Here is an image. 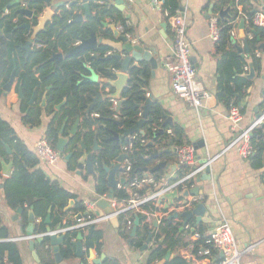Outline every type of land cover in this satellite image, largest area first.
Wrapping results in <instances>:
<instances>
[{
    "label": "crops",
    "instance_id": "obj_1",
    "mask_svg": "<svg viewBox=\"0 0 264 264\" xmlns=\"http://www.w3.org/2000/svg\"><path fill=\"white\" fill-rule=\"evenodd\" d=\"M59 1L66 2L64 9H70L69 4L74 2V0H56V2ZM117 1L120 0H87L90 5L91 3H95L105 8L115 9V16H121L126 20L125 22L128 25V31H124V34L129 35L133 43L149 47L155 51L154 55L158 62V66L156 69H152L149 64H144L146 69L142 74L140 82L142 89L146 90V92H144L146 98L153 99V103L160 106L162 110L161 122L165 124L166 119L164 116H166L172 120V124L168 123L167 126L171 127V129L174 126H178L183 130V144L187 143L195 147L199 163H204L205 160L218 156L225 147L232 142L236 135L235 130L231 129V125L227 119L229 104L231 102H236L241 107L243 113V121L238 130L253 124L259 118V115L264 112V80L261 78L262 75L264 76V49L262 48L264 40L259 43V48L256 49L260 54V56L256 58L259 59L261 63L260 72L256 71V79L251 81V86L247 89L242 98H239L237 94H231V92H236L235 78L239 75L244 76L248 74L250 70L249 64L245 65L241 60H238L241 66H236V60L233 57L234 47L238 46V48L243 50L242 58L246 59V62L248 59H252L250 52L246 53L245 51L246 49L249 51L246 42L240 39L239 36V24L242 18L246 20L249 19L243 12V5L238 4L237 9L241 14H239V18L236 22L233 21L231 23L232 28L236 27V35H231L230 31L231 43L227 45L224 50H221L218 41H213L210 37L209 22L210 18L216 13L214 8L219 3V0H182L181 11L184 13L187 22L186 38L191 43L193 64L198 71L199 78L202 80L207 90L212 94V98L207 101L205 108L198 111L174 95L171 76L164 68V62L172 57L174 53L173 32L164 14L166 10L164 9L165 1L123 0L125 4L122 5L117 4ZM2 3L3 0H0V5ZM29 4L31 3L23 1L21 8L30 9ZM258 4L259 7L256 6L258 9H261L262 5H264L262 0H260ZM226 8L227 6H224L223 10H226ZM81 12H83V10H81ZM57 13H61V11L55 10V14ZM7 14H9V11H6V15ZM92 15H96L95 8L93 9ZM227 17L228 15L224 17V19ZM246 20L244 21V37L246 32L247 40L252 41L255 37L254 32H250L253 29L247 24ZM84 21L85 23L89 22L88 19ZM103 22L107 23L108 26L120 24L116 22L115 18L110 17L105 18L101 23ZM75 26L79 27L78 25ZM97 30V33L100 34L99 37L109 40L114 38V34L109 27L106 28L100 24ZM85 35L86 37L84 38H88L89 33ZM250 36H252V38ZM79 42L80 38L77 39L73 47ZM102 48L105 49V47ZM256 50H254L255 56ZM108 51L107 54H114L113 51ZM59 53L66 54L62 50ZM90 55L94 54L90 53ZM239 72H241V74ZM4 86L5 84L1 82L0 118L6 121L15 130L17 137L36 156V143L44 138L48 126L59 112L54 110L53 113H48L46 109H43L41 111L40 125H26L23 120V113L21 112L22 99H19V93H17V78L10 92L6 93L4 91ZM106 91L108 92L110 89L107 88ZM38 92L40 94L41 91ZM35 96V103L32 107H41L42 95L37 96V94H35ZM112 103L114 108L116 102ZM86 112H88V109H86ZM61 115L62 112H60V116ZM99 117L98 113H92V118L98 119ZM64 122L65 120L61 122V126H59L60 130ZM82 122L83 117H80L79 131ZM74 124V120L69 121L68 119L62 135L59 130V137L69 138L71 141L73 137L70 135V132ZM95 130L96 127H93V131ZM118 134L119 142L117 143H122L123 140L127 141L128 138L123 137V132ZM6 146L7 145H5V147ZM154 147L156 151L158 147L156 145ZM166 149L167 148H164L163 150ZM91 152H93L94 155H98L101 151L94 152V150L91 149ZM255 153L256 150L254 155ZM10 157H12V155L7 152V157L3 160L9 164L10 162L8 161L11 160ZM168 157L169 160L166 161L170 165H177L178 168L171 172L167 169L161 170L163 177V181L161 182L165 183L178 179L179 175L184 170L178 165V153L171 152L168 154ZM253 157L250 160H245L234 151L224 154L211 164V181L204 180L198 183V180L205 174L203 173L196 179L195 186L192 188L195 189L198 187L203 192L199 197L204 198L201 204H204L207 208V213L200 224L202 225L201 228L204 235L207 237L210 236L222 222L226 221L232 226L239 251L245 252L248 248H251L250 252L245 255L242 264H264V182L262 180L264 166L261 170L255 169L253 167ZM159 161L160 160H158L157 164ZM115 164L116 161L113 162L112 166ZM37 170L43 171L52 185L56 184L74 195L75 199H71L70 201H75V204L71 210L66 211L65 209V212H68V214L56 223L54 222L55 219L60 217L57 208L55 210L51 208L50 212L48 211L45 221L42 216H38L33 210L36 217L34 226L35 233L37 227H39L43 221L51 230V224L56 225V229L52 230L53 232L59 229H68L70 223L75 219L79 221L77 218L78 216L73 212V208L78 203H83L85 205L86 201L94 203L96 199L106 200L109 197V194L102 196L97 193L98 172L94 175H89L85 168L78 173L77 169L71 170L69 168L68 162L65 161L64 158L54 166H48L39 161L37 165L29 168L30 172ZM15 171L16 169L13 166L11 176ZM10 177H5L2 171H0V216L2 217L3 225L10 230V238L6 241H11L18 245L22 264H41L36 246L34 252H32L29 245L30 241L17 240L21 237L28 236L26 229L29 226V211L32 208L30 207L27 209V206H25L26 211L22 209V213L18 215V209L13 210L8 206L5 186ZM121 178H125L122 173L118 175V179ZM123 186L124 185L119 184L118 189H121ZM153 190L154 189H150L147 196H149L150 192ZM167 202V200L164 201L161 208H164ZM117 204L115 208L112 206L113 211H115L117 207H123L124 201L118 202ZM96 211L101 215L102 210L100 208L97 207ZM24 213H27L26 219ZM159 214V212L156 213L157 218ZM49 215L50 221L47 224L46 220ZM82 219H85V217L83 218L82 216ZM151 221L153 222V220ZM176 221L182 223L179 235L181 244L195 243L199 240V238L196 237L198 234L197 228L188 224L189 222L184 227V219H176ZM159 225L160 223L158 227ZM93 226L96 230L102 232L103 236L99 240L100 246L96 245L88 251L84 244L85 238L83 237V257L76 256V251L74 255L68 258H64L61 254L62 261L60 263L56 262V264H85L84 261L89 264H95L94 260L101 259L102 257L103 262L111 260L118 261L120 264H157L160 261L156 260L150 262L151 256L158 247L154 237H152L147 248L144 249L143 247L147 245L149 235L146 240L142 242L141 246H136L137 243H132L123 236L119 220L115 225L110 221H105ZM141 227L142 225H140V228ZM88 229L85 231V236L89 233ZM64 235L65 234L60 236ZM142 238L143 234L136 237L135 241H140ZM163 240L164 239H161L160 242H163ZM164 249L165 248H163V250ZM169 251H171L172 257L166 264L174 261L178 257L186 260L188 264H217L222 256L220 254H213L211 257L205 258L204 255L199 254L198 257L196 254L189 251V248L184 246ZM167 252L166 250V253ZM34 254L37 256V259ZM190 255L192 257L188 258ZM4 263L9 264L8 253L4 256Z\"/></svg>",
    "mask_w": 264,
    "mask_h": 264
},
{
    "label": "trees",
    "instance_id": "obj_2",
    "mask_svg": "<svg viewBox=\"0 0 264 264\" xmlns=\"http://www.w3.org/2000/svg\"><path fill=\"white\" fill-rule=\"evenodd\" d=\"M161 1V0H160ZM164 9L171 15H175L177 11L182 9V0H164ZM10 0H3L0 5V88L1 82L6 84L14 70V64H17L16 78H17V93L23 92V99L21 100V112L23 113V120L26 125L37 126L41 123V111L46 109L48 113H53L55 107L62 104L66 100V104L63 106L59 114H57L53 121L48 126L44 138L48 140L50 145L56 149V145L59 139V126L61 122L66 118L69 121H76L77 118L83 117V122L80 131L77 136H74L67 148V153L75 152L74 157L68 162L71 170H76L77 159L82 155L81 143L85 145L88 151H91L94 146V141L97 140L99 145L102 147V151L95 155L94 164L97 168V193L104 196L108 195L110 189L107 184V174L104 170V166H112L113 162L116 161L121 155V148L127 144L126 140L122 143H117L112 139L111 131L116 133H122L114 121L119 120L124 123V127L127 129L132 128L135 123L140 119L139 114L142 112V107L146 104L147 98L144 95L141 80L134 77L128 88L124 91L123 97L126 99L122 105L120 114H116L113 110V103H103L98 105L92 113H98L99 118H92V113L86 112L89 104H92L94 98V91L97 90V86L94 83L84 82V76H90L91 69L100 73L103 78L110 77L106 73L103 67L112 65L117 68V63L107 62L102 63L91 58V55L83 53L80 55L66 58L60 61L57 67L54 62L51 61L54 53H59L61 50L67 53L70 47L77 41L76 31L82 32V30L71 25V20L75 18L74 13L69 9H59L61 13L55 14L51 23L46 27V30L41 32L38 36V42L32 47V52L28 53L24 46L31 37V32L21 28L23 24H37V17L43 12L44 9L40 5L31 3L29 8L35 11V17L29 20L24 15L18 14L17 11L21 9L17 7L15 9H8ZM238 4L243 5V12L251 18L254 14L255 7L252 1L240 0H219V3L214 8L216 13L224 11V6H227L226 10L229 9L228 17L225 19H219V30L220 37L218 40L219 48L224 50L227 45L231 43L230 31L232 29L231 23L239 18V11L237 9ZM249 7H248V5ZM96 15L92 19L93 26H100L101 22L105 18H115L117 23H120L124 31H128L126 20L121 16H115V9L105 8L103 6H94ZM6 11L9 14L6 15ZM220 17V16H219ZM243 19V18H242ZM244 20V19H243ZM118 24V25H120ZM117 25V26H118ZM250 29V28H249ZM251 30V29H250ZM250 32H254V39L252 41L247 40L246 32L245 37L242 39L246 42L249 52L252 55L253 67L257 72L261 70L260 60L254 55V50L259 48V43L264 40V29H253ZM257 33V35L255 34ZM82 35H86L82 32ZM233 45V44H232ZM108 51L104 49L100 51L99 56L103 57ZM236 66L240 67V61L247 65L246 59H243L239 53L238 46L234 47V56ZM100 58V57H99ZM88 63V66H87ZM241 74V72H239ZM236 92L231 94H237L239 98L245 95L247 89L251 86L252 82L247 80L245 77L239 75L235 78ZM50 88V89H49ZM1 90V89H0ZM38 91H41L40 94ZM47 94V107H30L29 103L34 94L42 95ZM42 103V101H41ZM41 105V104H40ZM60 112L62 115L60 116ZM118 116V119L115 118ZM162 110L160 106L153 103L152 110L148 116V122L145 124L143 130L145 131L144 138L153 139V142L159 149H169L170 143H173L174 147L178 148L183 145L184 132L178 127L164 126L161 122ZM58 123V125H57ZM158 127L157 131H154V127ZM93 127L96 130L93 131ZM173 131V136L167 134V130ZM161 130L162 134L157 135ZM150 143V142H149ZM148 144L135 146V151L131 154L130 159L133 163L132 171L129 175V181L121 189L114 191V199L118 202L127 201L130 199L128 186L131 180L136 177H142L145 175V169H152L157 165L158 160H148V158L155 152V147ZM252 144L256 150L253 157V167L257 170L263 169L264 166V126L256 130L253 133ZM7 145L12 150L11 160L13 161L16 169L15 173L10 177L5 186V195L8 206L13 209L22 208L26 211L25 206L33 208L35 214L42 216L44 221L48 215V211L58 209L59 218L55 219V223L59 222L62 217L66 216L68 212H65L71 199H75L74 195L66 191L65 189L52 185L50 180L46 178V175L41 170L30 172L29 168L39 163L37 157L23 144V142L17 137L15 130L3 119L0 118V159H6ZM9 158V159H10ZM161 161H168V155H164ZM0 171H2V164L0 162ZM187 170H183L179 175L182 178ZM155 180L159 184L162 181V172L158 171L152 174ZM176 179V180H178ZM176 180L169 182L173 183ZM262 180L264 182V172L262 174ZM149 189H145L140 193L141 196H147ZM180 200V199H179ZM175 204V203H174ZM144 210L151 216L154 221L158 219L156 213H167L168 210L161 208V205L147 204ZM73 212L76 216L79 214L85 217V219L95 217V213L86 215L87 208L83 203H78L74 208ZM75 216V217H76ZM25 219L27 213H24ZM170 216L164 217L159 227L154 228L153 222L148 221V216L143 213L133 214V223L138 218L142 227L138 228L137 234L134 238H131V231H127V223L125 215L118 217L120 229L123 236L132 243H137L136 246H141L142 242L146 240L148 235L152 234L158 247L157 250L151 256L150 262L160 260L164 258L166 250H174L177 247L184 246L189 248L191 245L194 246L193 254L199 257V254L206 248V244L209 239L204 235L202 225H197L195 220L189 221L188 224L197 228L200 239L195 243L181 244L180 240V229L182 226L181 222L169 219ZM44 221L37 227L36 235L47 233V225ZM79 221L76 219L70 223V227L76 225ZM68 227V228H70ZM52 230L56 229V225L51 224ZM89 228V229H88ZM89 233L85 236L86 230L81 231H69L64 236V243L60 247L61 254L64 258H68L74 255L75 242L78 240L79 234L85 238V247L89 251L96 245L100 246L99 240L102 238V232L95 229L94 226L88 227ZM61 230V229H60ZM144 232V233H143ZM143 234V238L140 241H135L136 237ZM10 230L3 225L2 217L0 216V240H4L0 243V261L4 263V256L8 253L9 264H22L21 255L19 252L18 245L11 241L6 240L10 237ZM164 239L163 242H160ZM49 247V248H47ZM163 248H165L163 250ZM37 254L41 264H56V260L51 247L50 237H45L41 243L36 245ZM214 255L216 253L212 251ZM85 264H88L84 261ZM102 264H120L118 261L106 260ZM167 264H188V262L181 257L176 258L174 261Z\"/></svg>",
    "mask_w": 264,
    "mask_h": 264
},
{
    "label": "water",
    "instance_id": "obj_3",
    "mask_svg": "<svg viewBox=\"0 0 264 264\" xmlns=\"http://www.w3.org/2000/svg\"><path fill=\"white\" fill-rule=\"evenodd\" d=\"M27 3H35L41 6L43 12L37 17V24H23L21 28H24L31 32V37L29 38V41L24 46V49L31 53L32 47L38 42L37 36L46 30V27L49 23L52 22L53 17L55 16V10H59L63 7H65L66 2L65 1H59L56 2V0H11L10 4L7 6L8 9H15L17 7L21 8L22 2ZM237 1V0H235ZM252 1L253 5L255 7V10L253 11V14H255L258 10L256 6L259 7L258 2L260 0H247ZM262 3L264 4V0H262ZM117 4L122 5L125 4V1L120 0L117 1ZM258 4V5H257ZM95 3H91V5L87 2V0H74L71 4H69V7L74 15L75 18L71 20V25L75 26L78 25L82 32L85 34L89 33L88 38H84L82 35V32L76 31L77 38H80V42L75 47H70V45H67L69 48V51L64 55L63 53H54L53 57L51 59L52 62L56 64V66H59L60 61L71 58L76 55H80L83 53H87L90 55V53H93L94 55H91V58L93 60H96L98 62L107 63V62H113L115 61L117 63V68H115L112 65H108L106 67H103L104 71L109 74L110 77L102 78L100 73H97L91 67L89 66V70L91 71L90 76H84L83 81L94 83L97 86V90L94 91V98L92 101V104L87 107L88 114L92 113L94 109L103 103H109V102H116V107L114 112L116 114H120L122 105L125 103L126 99L123 97L124 91L128 88L130 81L136 77L138 79H142V74L145 71V65L149 64L152 69H156L158 66V62L155 59V51L149 47L137 45L136 43H133L131 40V37L129 35H125L121 31H119L117 25H111L108 26L107 23H101L103 27L110 28L114 34V38L112 39H104L103 37H99L100 34H98V27L93 26L92 19L94 18V15H92L93 9H94ZM264 11V5H262L261 8ZM83 10V12H81ZM76 13H75V12ZM80 11V12H79ZM18 14L24 15L29 20H32L35 17V11L32 9H26L21 8L17 11ZM229 13V10L221 11L220 16L224 19ZM85 19H88L89 22L85 23ZM244 26L245 22L242 19L239 24V36L240 39L244 38ZM257 35V33H255ZM86 37V36H85ZM105 47V49L111 50L114 52L112 53H106L103 57L99 56L100 51ZM262 48L264 49V45H262ZM239 53L241 55L243 54V50L241 48H238ZM246 53H249L248 49L245 50ZM100 57V58H99ZM243 57V55H242ZM193 62V59H192ZM194 63V62H193ZM247 64H249L250 70L248 74H245L243 77H245L249 81H253L257 77V72L253 67V59H248ZM88 66V63H87ZM16 68L17 64H14V70L10 76L9 81L4 86V91L10 92L15 79H16ZM261 78L264 80V76L262 75ZM109 88L110 91H106V89ZM50 89V88H49ZM143 92H146V90L143 89ZM19 99H23V92L19 91ZM36 96L33 95L29 105L32 107L35 103ZM66 104V100L58 106L55 107V110L57 112L61 111L63 106ZM153 106V99L149 98L146 101V104L142 107V116L141 118L135 123V125L127 129L124 127V123L122 121L116 120L114 123L123 130V137L128 138L129 136H132L134 134H141L145 136V131L143 130L145 124L148 122V116L152 110ZM42 108L47 107V94L45 93L42 99L41 103ZM261 115H259L260 117ZM166 119L164 126H167L168 123L172 124V120L164 116ZM68 122V118L65 119V122L60 130V134L62 135L64 133V129L66 127V123ZM79 126H80V118H77L75 121V124L70 132V135L72 137L77 136L79 133ZM163 130H161L157 135L162 134ZM112 133V139H114L116 142H119V134L111 131ZM70 144L69 138L59 137L56 150L59 152V154L65 159V161L69 162L74 157L75 152L67 153L68 145ZM150 146H155V143L151 141L149 143ZM8 154L12 155V151L9 149V147L6 146ZM94 152L102 151V148L99 146L98 141H94ZM81 151L82 155L77 159L76 169L77 172L80 173L85 168L89 175H94L97 173V168L94 164L95 155L93 152L88 151L83 144L81 143ZM171 152H178V148L174 147L173 143H170L169 149L163 150L156 148V151L148 158V160H160L164 155H168ZM127 158L126 154L120 155V157L116 160V164L113 166H104V170L107 174V184L109 191V197L106 200H100L96 199L94 203H96L97 207L102 210V213L100 215L99 212H93L92 210H88L86 215L95 213L97 216H105V215H111L113 214V208L110 201L114 200V191L118 189L119 184L125 185L128 183L127 178H121L118 179V175L122 171V164L124 163V160ZM0 162L2 164V173L5 177L11 176V170L14 166L13 161H11L9 164H7L6 161L3 159H0ZM204 162H207L205 160ZM178 167L177 165H170L167 161H159V163L152 169H145L146 174H154L161 170H169L170 172L172 170H176ZM264 171V169H263ZM163 181V177L161 179ZM204 180L211 181V166H208L205 170V174L198 180V183ZM165 182H161L157 188L154 190V192H150V195H152L155 192H159L164 186ZM203 192L200 188L196 187L195 189H185L183 191L175 190L172 193L167 194L164 198H162L159 201V205H161L164 201H168L167 204H165L164 209L168 210L170 206L174 205V203L179 200L183 199L185 201L188 200L190 196L198 197L202 195ZM75 204V201H70L69 206L66 208V211L71 210L73 205ZM106 210V211H104ZM104 211V212H103ZM50 212V210H49ZM22 213V208H19L17 211V214L19 215ZM207 213V208L204 204H200L197 208L193 210H189L183 213H173L170 215L169 219L176 220V219H184V227L187 225V223L191 219H195L197 225H200L204 216ZM78 220L82 219V215H78ZM50 221V215L48 216L46 223L48 224ZM118 218L113 217L111 218L110 222L115 225L117 224ZM35 222L36 217L33 212V208L29 211V226L26 229V233L28 236H32L35 234ZM158 221H153V226L155 228L158 227ZM140 225V221L138 218L135 219L134 226L131 232V237L134 238L137 234L138 227ZM60 230V229H59ZM53 231L47 227V233H52ZM50 241H51V247L55 254V259L57 263H60L62 261L61 257V249L60 247L64 243L65 236H57V235H50ZM152 239V234L149 235V239L147 240V245H145L143 248L146 249L148 244L150 243ZM44 240V238H37L34 241H30V249L32 252H34L35 246L38 243H41ZM83 236L82 234H79L78 240L75 242V248H76V256L83 257ZM35 258L37 259V256L34 254ZM171 251H168L166 253V256L164 259L159 261L157 264H166L171 259ZM223 257V256H222ZM103 262V257L101 259H95V264H101ZM1 264V261H0Z\"/></svg>",
    "mask_w": 264,
    "mask_h": 264
},
{
    "label": "built area",
    "instance_id": "obj_4",
    "mask_svg": "<svg viewBox=\"0 0 264 264\" xmlns=\"http://www.w3.org/2000/svg\"><path fill=\"white\" fill-rule=\"evenodd\" d=\"M237 0L236 2H239ZM165 16L168 19L171 30L173 32L174 40V53L173 56L164 62L165 70L171 76L172 90L174 95L180 100L184 101L191 107L198 111L205 108L207 101L212 98V94L207 90L202 80L199 78L198 71L192 62V48L191 43L186 38L187 32V22L185 15L182 11H177L175 15H171L165 10ZM241 14V13H240ZM219 13H215L210 18V37L213 41H218L220 37L219 30ZM246 19H244L245 21ZM237 21V20H236ZM234 21V22H236ZM247 24L251 26L252 29H264V11L258 9L257 12L249 19L246 20ZM127 25V23H126ZM128 26V25H127ZM119 31L124 33V28L122 25H118ZM236 27L232 28L231 35H236ZM252 35V34H251ZM252 38V36H250ZM257 51V50H256ZM260 54L257 51L256 57ZM149 97V95H148ZM116 107V106H115ZM115 107L113 109H115ZM142 112L139 114L141 118ZM118 119V116H115ZM231 129L235 130L236 135L232 142H230L225 149L216 157L207 159V162L199 163L197 159V152L193 145L183 144L178 148V165L182 169H186L187 172L184 176L173 183H166L165 186L159 191L155 192L149 196H141L140 193L145 189H156L159 183L155 180L153 175H148L145 173L142 177H136L131 180L128 186V191L130 194V199L124 201V206L118 208L111 215L97 216L89 219H80L79 222L68 229L58 230L52 233H45L40 235H32L21 237L17 240L22 241H34L37 238H45L50 235H63L69 231H81L86 230L88 227L93 225L110 221L113 217H119L125 215V220L127 223V231H131L133 228L132 216L136 213H143L148 216V221L152 223L151 216L144 210V206L147 204H159V201L164 198L167 194L172 193L175 190L180 192L185 189H192L195 186V181L199 178L208 166L217 160L219 157L227 154L229 152H236L241 158L245 160H250L255 152V148L252 144L253 133L264 126V112L261 116L250 126L240 129V125L243 121V113L241 107L236 102H231L229 104L228 117H227ZM158 128L154 127V131ZM167 134L173 136V131L168 130ZM145 136L141 134H134L127 139V144L122 147V154H126L127 158L122 164V175L129 181V175L132 171L133 163L130 159L131 154L135 151V146L137 144L145 145L153 141L150 138H144ZM35 154L40 162L48 166L56 165L63 157L59 152L53 148L48 140L45 138L40 139L36 143ZM151 191V192H154ZM204 200L203 197H193L190 196L187 201L180 199L175 202L174 205L170 206L167 213H160L158 223H161L164 217H168L173 213H182L196 208ZM118 201L112 200L111 204L115 208ZM164 203V202H163ZM162 203V204H163ZM161 204V205H162ZM85 207L87 210H92L96 212L97 205L93 202H85ZM197 238H201L200 234L196 235ZM206 244L208 248L204 249L200 255H204L205 258L211 257L213 254H220L221 259L217 264H242L243 259L247 253L250 252L251 248H248L245 252L239 251L237 240L234 235L232 226L228 222H222L211 234L208 236ZM4 240H0V243ZM76 242V240H73ZM49 248V247H47ZM194 246L189 247V251H193ZM193 255L192 253H190ZM189 256L188 258L192 257ZM89 264V263H88ZM195 264V263H194Z\"/></svg>",
    "mask_w": 264,
    "mask_h": 264
}]
</instances>
